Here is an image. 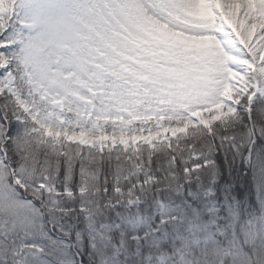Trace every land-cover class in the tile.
I'll return each instance as SVG.
<instances>
[{"label":"snow or ice","instance_id":"snow-or-ice-1","mask_svg":"<svg viewBox=\"0 0 264 264\" xmlns=\"http://www.w3.org/2000/svg\"><path fill=\"white\" fill-rule=\"evenodd\" d=\"M0 264H264V0H0Z\"/></svg>","mask_w":264,"mask_h":264},{"label":"rangeland","instance_id":"rangeland-1","mask_svg":"<svg viewBox=\"0 0 264 264\" xmlns=\"http://www.w3.org/2000/svg\"><path fill=\"white\" fill-rule=\"evenodd\" d=\"M170 135V134H169Z\"/></svg>","mask_w":264,"mask_h":264}]
</instances>
